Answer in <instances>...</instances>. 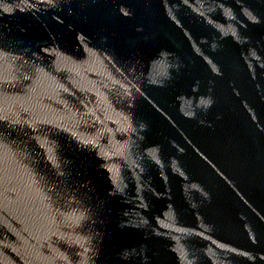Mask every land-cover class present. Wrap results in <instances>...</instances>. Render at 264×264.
<instances>
[{
    "label": "water",
    "instance_id": "water-1",
    "mask_svg": "<svg viewBox=\"0 0 264 264\" xmlns=\"http://www.w3.org/2000/svg\"><path fill=\"white\" fill-rule=\"evenodd\" d=\"M0 264H264V0H0Z\"/></svg>",
    "mask_w": 264,
    "mask_h": 264
}]
</instances>
